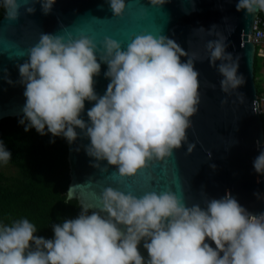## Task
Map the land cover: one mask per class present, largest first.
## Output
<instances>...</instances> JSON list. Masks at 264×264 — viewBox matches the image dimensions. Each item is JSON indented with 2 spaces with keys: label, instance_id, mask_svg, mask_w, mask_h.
Wrapping results in <instances>:
<instances>
[{
  "label": "clouds",
  "instance_id": "obj_1",
  "mask_svg": "<svg viewBox=\"0 0 264 264\" xmlns=\"http://www.w3.org/2000/svg\"><path fill=\"white\" fill-rule=\"evenodd\" d=\"M36 2L47 15L56 0ZM167 2L150 0L153 7ZM107 3L115 16L124 15L126 0ZM0 7L8 20L19 19V0H0ZM236 10L249 15L264 12V0H237ZM26 12L34 14L35 7ZM216 35L219 38L206 45L208 58L223 77L222 91L231 95L245 78L237 74L238 63L227 51L226 37ZM256 48L260 52L262 46ZM197 60H202L197 53L189 56L164 35H139L125 50L110 37L100 48L87 36L66 40L43 33L29 49L28 59L17 65L26 97L19 123L26 132L34 128L41 135L62 136L69 144L89 139L83 147L96 161L93 167L107 171L99 163L107 161L120 176H135L149 161L171 157L187 142L190 118L200 104ZM101 63L107 65L104 75L109 83L98 95L94 77L100 74ZM237 95L243 103L245 94ZM85 101L94 102L87 121L82 118ZM253 111L261 114L255 101ZM256 145L259 155L253 166L264 176V145L260 140ZM195 147L188 143L187 152ZM11 159L0 140V163L7 165ZM254 195L264 199L259 192ZM101 203L100 212L82 205L77 217L52 225L51 239L36 235L37 226L27 218L0 223V264H264V212L248 211L230 191L219 199L205 198V207L198 203L189 207L171 189L137 197L109 187ZM142 241L147 258L139 251Z\"/></svg>",
  "mask_w": 264,
  "mask_h": 264
},
{
  "label": "water",
  "instance_id": "obj_2",
  "mask_svg": "<svg viewBox=\"0 0 264 264\" xmlns=\"http://www.w3.org/2000/svg\"><path fill=\"white\" fill-rule=\"evenodd\" d=\"M19 2L18 20H8L6 13L0 18V121L23 115L25 88L18 82L21 77L17 65L28 59L29 49L39 42L43 33L64 36L66 40L69 36L72 39L87 36L100 48L105 37H110L120 42L125 50L139 35L151 34L157 38L164 35L175 40L189 56L197 53L202 59L195 62L200 73V104L198 112L190 118L192 126L187 130V142L174 150L171 157L149 161L137 175L122 177L118 168L108 165L107 161L99 162L102 168H108L107 171L93 167L96 161L83 147L90 140L78 138L69 144L67 199L70 192L71 199L100 212L103 191L109 187L137 197L149 191L171 189L189 207L197 203L205 207V198L219 199L230 191L248 211L264 212V199L258 200L254 195L259 192L264 196V176L256 173L253 166L259 155L256 141L264 145V120L261 114L253 111V102L257 105L259 95L253 30L260 11L251 15L246 11L238 12L237 0H168L162 7H153L150 0H126L124 15L117 17L107 0H56L51 13L46 15L41 3ZM31 6L35 7L34 14L26 12ZM217 33L226 37L227 51L238 63L237 74L245 78V83L231 95L222 91L220 81L223 77L208 58L206 45L219 38ZM99 55L98 52V59ZM187 59L182 57L184 62ZM219 63L217 61V65ZM106 71L107 65L101 63V72L94 77L98 95L105 93L109 83L104 75ZM5 77L13 83L9 84ZM237 93L245 94L243 103ZM225 99L227 103L223 104ZM93 104L85 101L82 113L85 121L88 120L87 110ZM188 143L196 145L191 154L187 152ZM208 243L215 247L210 240ZM139 251L147 258L143 241Z\"/></svg>",
  "mask_w": 264,
  "mask_h": 264
},
{
  "label": "trees",
  "instance_id": "obj_3",
  "mask_svg": "<svg viewBox=\"0 0 264 264\" xmlns=\"http://www.w3.org/2000/svg\"><path fill=\"white\" fill-rule=\"evenodd\" d=\"M4 14L0 7V18ZM263 61L264 55L257 52L255 80L259 95L264 94ZM22 116L0 121V140L12 154L7 166L14 168L8 171L0 167V223L27 218L37 226L36 235L51 239L52 225L81 212L77 199H67L69 143L62 136L41 135L34 128L26 132L19 123Z\"/></svg>",
  "mask_w": 264,
  "mask_h": 264
},
{
  "label": "built area",
  "instance_id": "obj_4",
  "mask_svg": "<svg viewBox=\"0 0 264 264\" xmlns=\"http://www.w3.org/2000/svg\"><path fill=\"white\" fill-rule=\"evenodd\" d=\"M253 42L257 46L264 45V12H259L255 19V25H254V30H253ZM263 49L264 48H260L261 54H264ZM257 106L261 114H264V94L258 95Z\"/></svg>",
  "mask_w": 264,
  "mask_h": 264
},
{
  "label": "rangeland",
  "instance_id": "obj_5",
  "mask_svg": "<svg viewBox=\"0 0 264 264\" xmlns=\"http://www.w3.org/2000/svg\"><path fill=\"white\" fill-rule=\"evenodd\" d=\"M257 82H262V81H260V80L258 79ZM258 85H260V84H258ZM260 86H261V85H260ZM262 117H264V114L262 115ZM0 167L6 169V170H8V171H11V170L14 169V168L11 169V167H10V166H7V165H0Z\"/></svg>",
  "mask_w": 264,
  "mask_h": 264
},
{
  "label": "crops",
  "instance_id": "obj_6",
  "mask_svg": "<svg viewBox=\"0 0 264 264\" xmlns=\"http://www.w3.org/2000/svg\"><path fill=\"white\" fill-rule=\"evenodd\" d=\"M264 46V45H263ZM263 48V47H262ZM264 50V49H263ZM264 62V61H263ZM262 72L264 73V67H263V69H262Z\"/></svg>",
  "mask_w": 264,
  "mask_h": 264
},
{
  "label": "flooded vegetation",
  "instance_id": "obj_7",
  "mask_svg": "<svg viewBox=\"0 0 264 264\" xmlns=\"http://www.w3.org/2000/svg\"><path fill=\"white\" fill-rule=\"evenodd\" d=\"M4 15H5V14H4ZM2 16H3V15H2ZM2 16H1V17H2Z\"/></svg>",
  "mask_w": 264,
  "mask_h": 264
}]
</instances>
